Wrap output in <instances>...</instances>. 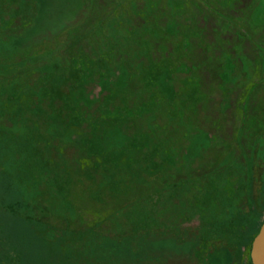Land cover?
Listing matches in <instances>:
<instances>
[{"label": "rangeland", "instance_id": "obj_1", "mask_svg": "<svg viewBox=\"0 0 264 264\" xmlns=\"http://www.w3.org/2000/svg\"><path fill=\"white\" fill-rule=\"evenodd\" d=\"M264 0H0V264H253Z\"/></svg>", "mask_w": 264, "mask_h": 264}, {"label": "water", "instance_id": "obj_2", "mask_svg": "<svg viewBox=\"0 0 264 264\" xmlns=\"http://www.w3.org/2000/svg\"><path fill=\"white\" fill-rule=\"evenodd\" d=\"M249 252L253 264H264V221L252 239Z\"/></svg>", "mask_w": 264, "mask_h": 264}, {"label": "trees", "instance_id": "obj_3", "mask_svg": "<svg viewBox=\"0 0 264 264\" xmlns=\"http://www.w3.org/2000/svg\"><path fill=\"white\" fill-rule=\"evenodd\" d=\"M258 232V231H257ZM255 234H257V233H255ZM254 237V236H253ZM250 247H251V245H250ZM0 259H1V257H0Z\"/></svg>", "mask_w": 264, "mask_h": 264}]
</instances>
